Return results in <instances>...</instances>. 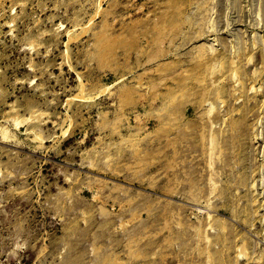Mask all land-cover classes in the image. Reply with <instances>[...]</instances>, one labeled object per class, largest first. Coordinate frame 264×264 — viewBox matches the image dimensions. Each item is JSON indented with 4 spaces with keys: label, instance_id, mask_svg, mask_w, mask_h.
Listing matches in <instances>:
<instances>
[{
    "label": "rangeland",
    "instance_id": "obj_1",
    "mask_svg": "<svg viewBox=\"0 0 264 264\" xmlns=\"http://www.w3.org/2000/svg\"><path fill=\"white\" fill-rule=\"evenodd\" d=\"M0 264H264V0H0Z\"/></svg>",
    "mask_w": 264,
    "mask_h": 264
},
{
    "label": "bare ground",
    "instance_id": "obj_2",
    "mask_svg": "<svg viewBox=\"0 0 264 264\" xmlns=\"http://www.w3.org/2000/svg\"><path fill=\"white\" fill-rule=\"evenodd\" d=\"M216 50V49H215ZM236 73V72H235ZM235 76H237L236 74H234ZM213 77V76H212ZM214 80V79H213ZM217 140V139H216ZM214 189V188H213ZM213 194V193H212ZM257 194V193H256ZM105 213V212H104ZM152 235V234H151ZM95 241V240H94ZM93 242V241H92ZM242 249H243V247H242ZM245 249V248H244ZM246 251V250H245ZM240 253H241V251H240Z\"/></svg>",
    "mask_w": 264,
    "mask_h": 264
}]
</instances>
